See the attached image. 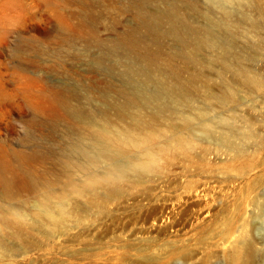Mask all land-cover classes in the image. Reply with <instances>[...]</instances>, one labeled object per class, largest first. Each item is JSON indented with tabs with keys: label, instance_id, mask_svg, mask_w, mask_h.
<instances>
[{
	"label": "rangeland",
	"instance_id": "374dc122",
	"mask_svg": "<svg viewBox=\"0 0 264 264\" xmlns=\"http://www.w3.org/2000/svg\"><path fill=\"white\" fill-rule=\"evenodd\" d=\"M144 1L136 13L129 0H0V154L15 165V154L25 156L26 166L48 181L67 171L80 176L75 151L87 141L71 117L42 106L45 95L65 100L81 116L124 104L133 89L122 73L140 66L146 44L156 47L139 19L172 3L191 25L232 44L229 58L221 50H207L198 59L213 62L212 71L201 72L214 93L225 94L222 80L237 95L225 105L214 104L208 118L213 133L243 145L244 155L184 133L196 146L193 164L177 160L156 179L125 184L122 197L101 208L102 215L92 211L83 228L70 222L69 230L53 236L25 231L26 255L3 264H233L234 251L241 248L244 258L240 241H252L253 264H264V3L261 10H252L250 21L235 15L227 23L211 0ZM133 38L136 51L127 45ZM162 45L160 60L179 50L169 34ZM226 62L229 71L222 69ZM171 64L186 69L181 61ZM244 70L263 86H245L236 75ZM197 103L202 102L197 98ZM171 124L179 127L181 121L165 118L159 129ZM158 201L173 211L170 222L162 213L148 215ZM226 228L231 232L223 238Z\"/></svg>",
	"mask_w": 264,
	"mask_h": 264
},
{
	"label": "bare ground",
	"instance_id": "6f19581e",
	"mask_svg": "<svg viewBox=\"0 0 264 264\" xmlns=\"http://www.w3.org/2000/svg\"><path fill=\"white\" fill-rule=\"evenodd\" d=\"M129 1L136 13L146 3L144 0ZM211 1L218 6L227 23L235 15L250 21L252 10H261L264 3V0ZM194 12L198 13V10L194 9ZM205 19L208 22L211 20L207 16ZM60 20L64 27H68V23ZM139 21L148 33L151 44L156 47L146 44L145 53L138 57L140 66L135 67L137 69L130 66L129 70L122 73L133 89L130 96H126L124 104L114 107L107 105L98 112L81 116L69 109L65 100L45 95L47 101L42 106L53 114L64 112L71 117L81 139L87 141L86 145H77L75 151L81 161L77 169L80 176L67 171L61 177L64 179L48 181L26 166L25 156L15 154V165L4 154H0V264L6 259L26 255L29 245L24 239L25 231L53 236L69 230L70 222L82 227L85 224H82L83 221L92 211L96 210L102 215L101 208L111 200L122 197L125 184L156 179L164 173L166 166L177 160L190 161L196 146L184 133H190L186 135L200 142L229 147L236 150L238 156L244 155L243 145L238 147L213 133L208 118L214 104L225 105L237 99V95L222 80L220 82L226 88L225 94L214 93L210 80L203 77L201 72L202 69L212 71L213 62L198 59V55L207 50H221L229 58L232 44L228 38L217 37L209 30L194 27L180 7L172 3L164 9H155L147 19L140 18ZM165 24L167 30L163 31ZM251 25L256 27L254 22ZM165 34L173 37L179 50L167 59L160 60ZM261 43L264 45V40ZM127 45L136 51L138 41L133 38ZM247 58L251 60V57ZM174 61H181L186 69L173 67L171 63ZM222 69L229 71L230 65L226 62ZM186 72L190 73L184 78ZM236 75L245 86L252 89L263 86L262 80L247 70L238 71ZM152 84L156 89L149 91ZM201 91L205 94L201 95ZM197 98L201 104L197 103ZM42 106L37 104L38 109ZM168 117H177L181 126L171 124L167 130L159 129V123ZM219 120L222 122V119ZM166 205L162 201L151 206L147 209L148 215L162 213L161 218L170 222L173 211L168 213ZM195 206L203 208L198 202ZM230 232L226 228L220 235L226 238ZM239 244L244 246V258L238 253L241 248L234 251L231 256L233 264H253L256 253L252 241H240Z\"/></svg>",
	"mask_w": 264,
	"mask_h": 264
}]
</instances>
